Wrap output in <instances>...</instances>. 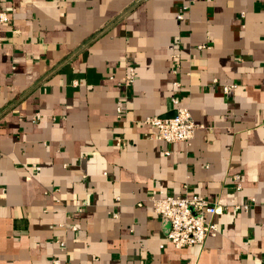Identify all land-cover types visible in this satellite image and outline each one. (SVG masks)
<instances>
[{"label": "crops", "instance_id": "0c3cea01", "mask_svg": "<svg viewBox=\"0 0 264 264\" xmlns=\"http://www.w3.org/2000/svg\"><path fill=\"white\" fill-rule=\"evenodd\" d=\"M0 11V264H264V0ZM173 98L189 143L143 123ZM159 192L223 205L203 245L166 241Z\"/></svg>", "mask_w": 264, "mask_h": 264}, {"label": "built area", "instance_id": "2783aa9c", "mask_svg": "<svg viewBox=\"0 0 264 264\" xmlns=\"http://www.w3.org/2000/svg\"><path fill=\"white\" fill-rule=\"evenodd\" d=\"M183 10L185 11L186 7ZM178 18H182V16L179 15ZM8 22V15L0 11V27ZM133 80L134 72L131 69L127 81L131 83ZM174 85H178V83H174ZM224 91L227 92L228 88L224 87ZM172 104L175 110L173 117L148 116L144 118L143 123L149 128L152 136L158 140L165 143H189L198 126L192 121L188 109L179 105L177 99L173 98ZM116 110L119 114L123 113L120 101L117 103ZM239 189L240 184L237 183L236 190ZM148 202L155 215L169 223L165 239L176 249L203 245L207 234L210 231H215L217 227L210 218L225 210L220 203L210 202L195 194L170 196L159 192L157 195L150 196ZM243 207L246 208L247 205H243ZM72 230H76V228L73 227ZM54 264H58V262L55 261Z\"/></svg>", "mask_w": 264, "mask_h": 264}]
</instances>
